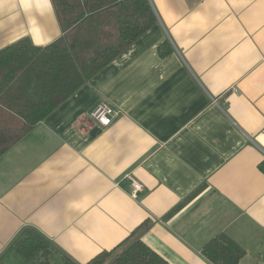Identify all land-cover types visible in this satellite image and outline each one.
Returning a JSON list of instances; mask_svg holds the SVG:
<instances>
[{
	"label": "crops",
	"instance_id": "crops-1",
	"mask_svg": "<svg viewBox=\"0 0 264 264\" xmlns=\"http://www.w3.org/2000/svg\"><path fill=\"white\" fill-rule=\"evenodd\" d=\"M147 1L155 25L0 157V264L28 229L86 264L142 224L169 264L219 234L264 264V0ZM61 34L52 0H0V50Z\"/></svg>",
	"mask_w": 264,
	"mask_h": 264
},
{
	"label": "trees",
	"instance_id": "trees-1",
	"mask_svg": "<svg viewBox=\"0 0 264 264\" xmlns=\"http://www.w3.org/2000/svg\"><path fill=\"white\" fill-rule=\"evenodd\" d=\"M52 3L62 32L58 39L38 47L24 38L0 50V157L156 23L147 0ZM260 170L264 173V162ZM145 225L86 264H169L141 240ZM9 251L26 264H52L49 256L55 253L32 229L18 236ZM200 253L211 264H240L244 255L223 234Z\"/></svg>",
	"mask_w": 264,
	"mask_h": 264
},
{
	"label": "built area",
	"instance_id": "built-area-1",
	"mask_svg": "<svg viewBox=\"0 0 264 264\" xmlns=\"http://www.w3.org/2000/svg\"><path fill=\"white\" fill-rule=\"evenodd\" d=\"M117 115V110L105 103H99L91 112V118L102 127L110 126ZM125 178L130 183V195L133 198L136 197L137 194L142 190L141 184L130 174H127Z\"/></svg>",
	"mask_w": 264,
	"mask_h": 264
}]
</instances>
